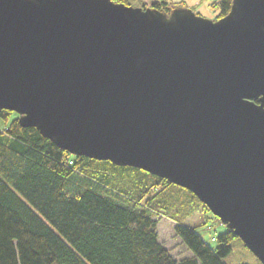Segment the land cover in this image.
Here are the masks:
<instances>
[{
	"label": "water",
	"instance_id": "water-1",
	"mask_svg": "<svg viewBox=\"0 0 264 264\" xmlns=\"http://www.w3.org/2000/svg\"><path fill=\"white\" fill-rule=\"evenodd\" d=\"M0 109L72 155L189 190L264 264V0L216 20L0 0Z\"/></svg>",
	"mask_w": 264,
	"mask_h": 264
},
{
	"label": "trees",
	"instance_id": "trees-1",
	"mask_svg": "<svg viewBox=\"0 0 264 264\" xmlns=\"http://www.w3.org/2000/svg\"><path fill=\"white\" fill-rule=\"evenodd\" d=\"M231 4L214 0L216 19ZM177 5L142 6L169 14ZM0 120V264H228L233 241H241L226 227L211 237L214 246L206 242L196 227L210 211L189 190L139 168L72 155L22 127L15 112L0 109ZM195 213L201 222L185 223ZM160 217L174 222L186 255L158 240Z\"/></svg>",
	"mask_w": 264,
	"mask_h": 264
},
{
	"label": "rangeland",
	"instance_id": "rangeland-1",
	"mask_svg": "<svg viewBox=\"0 0 264 264\" xmlns=\"http://www.w3.org/2000/svg\"><path fill=\"white\" fill-rule=\"evenodd\" d=\"M152 1L159 0H129V5L134 7H143L142 5H150ZM173 4H178L182 8H189L195 14L209 19L216 20L217 10L211 6V3L214 0H165ZM177 5V6H178ZM151 7V6H150ZM180 8H172V10ZM170 11V12H171ZM169 12V13H170ZM165 13V12H164ZM166 15H169L165 13ZM3 125V121L0 120V126ZM201 215L195 213L193 217L187 219L185 223L196 224L198 225L201 222ZM209 220L206 225H200L196 227V231L201 235V237L208 242L211 246H214L216 241H212L211 237L216 236V234L221 233L226 229V226L220 222V220L214 216L211 212L209 214ZM172 221L160 217L157 231H158V240L167 247L174 256L186 255L187 252L185 247L181 244L180 240L174 236L172 227ZM210 226V227H209ZM224 261L228 264H239V263H249V264H258L259 261L257 258L245 247L242 245L241 241L234 240L232 243V249L230 253L224 258Z\"/></svg>",
	"mask_w": 264,
	"mask_h": 264
}]
</instances>
